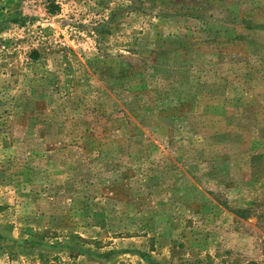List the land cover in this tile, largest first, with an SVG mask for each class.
I'll use <instances>...</instances> for the list:
<instances>
[{
  "label": "rangeland",
  "instance_id": "374dc122",
  "mask_svg": "<svg viewBox=\"0 0 264 264\" xmlns=\"http://www.w3.org/2000/svg\"><path fill=\"white\" fill-rule=\"evenodd\" d=\"M0 264H264V0H0Z\"/></svg>",
  "mask_w": 264,
  "mask_h": 264
}]
</instances>
